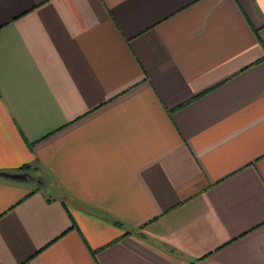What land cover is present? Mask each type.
<instances>
[{
    "label": "crops",
    "instance_id": "crops-1",
    "mask_svg": "<svg viewBox=\"0 0 264 264\" xmlns=\"http://www.w3.org/2000/svg\"><path fill=\"white\" fill-rule=\"evenodd\" d=\"M0 170V264H264V0H0Z\"/></svg>",
    "mask_w": 264,
    "mask_h": 264
},
{
    "label": "water",
    "instance_id": "water-1",
    "mask_svg": "<svg viewBox=\"0 0 264 264\" xmlns=\"http://www.w3.org/2000/svg\"><path fill=\"white\" fill-rule=\"evenodd\" d=\"M0 175L4 177H9L13 179H20L24 180L27 179L28 177H31V173L26 170L22 171H8V170H0Z\"/></svg>",
    "mask_w": 264,
    "mask_h": 264
},
{
    "label": "trees",
    "instance_id": "trees-1",
    "mask_svg": "<svg viewBox=\"0 0 264 264\" xmlns=\"http://www.w3.org/2000/svg\"><path fill=\"white\" fill-rule=\"evenodd\" d=\"M28 166L24 165L23 167H21V169H27Z\"/></svg>",
    "mask_w": 264,
    "mask_h": 264
}]
</instances>
